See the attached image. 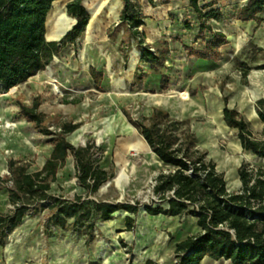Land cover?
<instances>
[{"label": "rangeland", "instance_id": "374dc122", "mask_svg": "<svg viewBox=\"0 0 264 264\" xmlns=\"http://www.w3.org/2000/svg\"><path fill=\"white\" fill-rule=\"evenodd\" d=\"M71 1L53 2L46 17L47 40H59L75 23L66 9ZM247 1L199 0L200 6L214 2L213 7L220 8L223 17L209 23L214 30L224 32L228 40L220 48L217 60H205L188 56L184 48V45L202 46L195 41L199 21L187 0H129L128 5L124 0H83L90 15L88 24L76 43L65 47L58 56L61 65L54 79L41 70L8 92H0V167L5 168L0 175L8 176L10 158L29 165V172H34L49 157L51 137L39 133L18 113V102L30 106L39 97L46 125L58 130L62 123H78L79 127L67 139L75 146L91 145L95 156L100 158V166L112 175L118 151L123 152L122 144L134 136L126 127L127 123L134 126L124 110L133 119L149 116L157 108L167 111L175 120H187L196 137V148L200 153L206 152V159L215 162L217 170L224 173L228 190L239 191L237 171L243 163L264 168V159L242 150L237 130L229 128L223 117L226 97L228 106L243 116L254 137L264 139V125L255 107L256 101L264 98V12L260 25L236 20L237 9ZM62 14L65 25L52 38L53 23ZM144 48L159 57L156 63L141 58ZM243 64L250 67L246 78L242 74ZM131 65L134 67L131 94L111 90L109 82H121ZM90 67L104 74L100 89L95 87ZM109 73L115 75L114 80ZM184 91L202 108L180 111L176 98H170L166 105H155L143 96V93ZM6 121L17 125L6 127ZM76 132H80V138L72 141ZM126 156L136 170L128 173L129 184L122 189L112 185L105 192L99 189L97 194L113 203L139 202L136 214L120 210L111 220H98L94 238L89 240L70 229L55 227L51 228V236H47L43 223L49 212L29 213L21 229H17L23 231L21 241L10 242L8 236L0 247V264H103L105 254L111 264L174 263L175 244L200 231L196 217L151 215L146 206L160 204L153 191L156 176L176 167L166 164L154 167L156 158L145 148ZM148 173H151L149 180L145 179ZM51 192L67 198L86 196V190L78 184L72 157L58 173ZM10 208L7 188H2L0 212L6 213ZM128 215L134 218L130 229L125 221ZM201 264L231 263L206 258Z\"/></svg>", "mask_w": 264, "mask_h": 264}, {"label": "trees", "instance_id": "16d2710c", "mask_svg": "<svg viewBox=\"0 0 264 264\" xmlns=\"http://www.w3.org/2000/svg\"><path fill=\"white\" fill-rule=\"evenodd\" d=\"M55 1L0 0V92H8L44 70L65 47L81 37L90 15L83 0H73L66 5L67 14L75 20L73 26L59 40L46 39V17ZM124 1L128 5L129 0ZM187 1L199 21L195 41L202 44L184 45L187 55L217 60L220 48L228 40L209 21L220 20L222 11L213 7L214 2L200 6L199 0ZM263 12L264 0H248L237 9L235 19L260 25ZM141 58L152 64L159 59L147 48L142 50ZM243 68L246 78L250 67L243 64ZM89 73L95 87L100 89L104 74L94 67H90ZM223 100L224 121L237 130L243 150L264 159V139L254 137L243 116L228 106L226 97ZM18 105L21 118L32 123L39 133L51 137L52 150L42 168L34 172H29V165L18 159L7 161L9 174L0 175V189L7 188L11 208L6 213L0 212V246L27 214L39 210L49 212L43 223L47 236H51V228L55 227L70 229L89 240L94 238L98 220H111L120 210L138 212L139 202L113 203L98 196L100 186L113 175L100 166V158L95 156L91 145L75 146L67 139L79 127L78 123H62L58 130H51L40 111L39 97L30 106L22 102ZM255 107L264 125V98L258 99ZM124 112L157 157L176 167L156 176L153 191L160 204L146 206V211L151 215H191L196 217L200 228L197 234L175 244L176 261L172 264H201L204 258L224 259L231 264H264V168L243 163L237 171L241 188L230 192L224 173L217 170L215 162L206 159V152L200 153L196 148V137L187 120H175L167 111L157 108L140 119ZM69 157L73 158L78 184L86 190V196L67 198L51 192ZM125 221L129 229L134 224L131 215Z\"/></svg>", "mask_w": 264, "mask_h": 264}, {"label": "bare ground", "instance_id": "6f19581e", "mask_svg": "<svg viewBox=\"0 0 264 264\" xmlns=\"http://www.w3.org/2000/svg\"><path fill=\"white\" fill-rule=\"evenodd\" d=\"M65 16L58 15L53 23L52 31L50 33V37L56 38L63 29L65 23H64ZM61 63L58 57H54L51 63H49L42 72L49 78L54 79L56 72L58 68L60 67ZM134 69L133 65L129 67L128 72L122 75L121 82L117 81L116 83H113L112 81L109 82V88L113 90L114 92L121 93L123 95H130V81H131V72ZM111 80L115 79V75L113 73L108 74ZM256 75V72L253 73V76ZM144 98L149 101L152 104L155 105H166L168 104V101L170 98H176L177 104L180 109V111H190L192 108H195V106H198L199 108H202L200 104L197 103L196 99L191 97L187 91L184 92H170L168 94H152V93H143ZM252 96L256 97V94L252 92ZM213 114L217 115V110L213 111ZM22 122H26L25 120ZM17 123H10L6 121V127H12L16 126ZM127 129L130 131H133L134 136L132 138H129L125 141V143L122 144L123 152L118 151V159L116 161V171L115 174L106 181L103 185V189H108L110 186L114 185L117 188L122 189L125 185L129 184V172L135 173V166L131 163V161L127 158V154L129 153H137L138 150H142V148H145L147 152L151 154L152 157L156 158V161L154 163V167L164 164L161 159L157 157V155L153 152V150L148 146L147 142L143 138L142 135H140L134 127H132L129 123H127ZM80 138V132H76L72 136V141H76ZM0 171L5 172V168L0 167ZM147 180L150 179L151 173H148L145 175ZM21 229V228H19ZM17 230V229H16ZM14 231L12 235H10V242H18L21 241L23 237H21V233L23 231ZM111 261L106 257V254L104 255V259L102 261L103 264H111Z\"/></svg>", "mask_w": 264, "mask_h": 264}, {"label": "crops", "instance_id": "0c3cea01", "mask_svg": "<svg viewBox=\"0 0 264 264\" xmlns=\"http://www.w3.org/2000/svg\"><path fill=\"white\" fill-rule=\"evenodd\" d=\"M260 120V119H259ZM260 122H261V120H260ZM262 123V122H261ZM262 125H263V123H262ZM240 145H241V143H240ZM242 147V146H241ZM242 150H243V148H242ZM245 151V150H244ZM246 152H249V151H246ZM249 153H251V152H249ZM252 154V153H251ZM254 155V154H253ZM237 174H238V172H237ZM238 179H239V177H238ZM239 182H240V180H239ZM8 203H9V200H8ZM10 204V203H9ZM19 228H21V225H19L16 229H19ZM15 229V230H16ZM15 230H13V232L15 231ZM12 232V233H13ZM12 233H10L8 236L10 237V235L12 234ZM0 247H2V246H0ZM204 259H206V258H204ZM203 259V260H204ZM209 259V258H208ZM213 261H215V260H213ZM215 262H218V261H215Z\"/></svg>", "mask_w": 264, "mask_h": 264}, {"label": "water", "instance_id": "95a60500", "mask_svg": "<svg viewBox=\"0 0 264 264\" xmlns=\"http://www.w3.org/2000/svg\"><path fill=\"white\" fill-rule=\"evenodd\" d=\"M148 146H149V145H148ZM166 165H168V164H166ZM102 185H103V184H102ZM102 185L100 186V188H99V189H100L101 191L105 192L107 189H106V190H105V189H103V188H102Z\"/></svg>", "mask_w": 264, "mask_h": 264}, {"label": "built area", "instance_id": "2783aa9c", "mask_svg": "<svg viewBox=\"0 0 264 264\" xmlns=\"http://www.w3.org/2000/svg\"><path fill=\"white\" fill-rule=\"evenodd\" d=\"M16 87V86H15ZM14 88V87H13Z\"/></svg>", "mask_w": 264, "mask_h": 264}]
</instances>
